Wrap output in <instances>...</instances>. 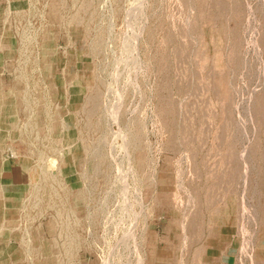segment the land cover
Here are the masks:
<instances>
[{
    "label": "rangeland",
    "instance_id": "1",
    "mask_svg": "<svg viewBox=\"0 0 264 264\" xmlns=\"http://www.w3.org/2000/svg\"><path fill=\"white\" fill-rule=\"evenodd\" d=\"M63 1L29 44L47 156L83 191L77 264H264V0Z\"/></svg>",
    "mask_w": 264,
    "mask_h": 264
},
{
    "label": "crops",
    "instance_id": "2",
    "mask_svg": "<svg viewBox=\"0 0 264 264\" xmlns=\"http://www.w3.org/2000/svg\"><path fill=\"white\" fill-rule=\"evenodd\" d=\"M62 5L63 0H0V264L78 262V207L71 200L75 191L65 189L72 175L63 177L57 168L62 162L46 157L56 130L28 126L45 118L38 102L47 101L45 80L52 73L50 62L29 59L51 53L29 44L40 36L30 23L47 21L56 31ZM5 149L15 152L13 160L3 156Z\"/></svg>",
    "mask_w": 264,
    "mask_h": 264
},
{
    "label": "bare ground",
    "instance_id": "3",
    "mask_svg": "<svg viewBox=\"0 0 264 264\" xmlns=\"http://www.w3.org/2000/svg\"><path fill=\"white\" fill-rule=\"evenodd\" d=\"M85 4H88V2L87 3H85ZM63 6L64 5H62V7H61V9L63 8ZM134 9V8H133ZM63 19H64V17L63 16H61L60 17V20L57 18V20H59V21H63ZM69 20H72L75 24H79L80 23V19H78V17H76L74 14L72 15V17H70V19ZM90 22H92V26H93V22H94V18H90L89 19V23ZM126 36H127V34H126ZM98 37L99 36H97V42L95 43L94 42V44H92V51L95 53L96 51H97V49H95V48H97V47H99V46H102V44L101 43H99L98 41H100V39H98ZM100 38V37H99ZM125 41V40H124ZM136 41V40H135ZM130 42H131V40H130ZM132 43V42H131ZM130 44V43H129ZM91 45V44H90ZM134 45V44H133ZM7 54V53H6ZM47 54V53H46ZM46 54H44V57L42 58V59H44L46 62H48V60H49V57H46ZM135 60V59H134ZM133 66V65H132ZM46 69H48V65H46ZM121 72V71H120ZM77 80V79H76ZM78 81H79V79H78ZM80 82V81H79ZM83 83V82H82ZM89 84V83H88ZM91 85V84H90ZM83 88V87H82ZM83 90V89H82ZM92 101H95L94 100V98H92ZM38 105H39V110L40 111H43V112H45L44 110L45 109H47V106H46V103L44 102V103H42V101H40V102H38ZM58 106V105H57ZM38 110V111H39ZM48 111V110H47ZM63 111V110H62ZM111 117V116H110ZM112 117H113V115H112ZM41 117H38V118H36L35 119V121L34 120H32V122L30 123L31 125H28V126H31V127H33V126H38V127H42V126H45V128H46V130L47 129H49V127L50 128H52V129H55L57 126L59 127H61L62 125H63V121H62V119H60V122H57V121H53L54 119H53V117L51 116V114L49 113V112H46V114H45V118L42 120V119H40ZM8 124L9 125H11L12 123H13V118L12 117H9L8 118ZM111 127V126H110ZM114 128H116V127H114ZM113 128V129H114ZM117 130V129H116ZM125 131V130H124ZM14 132V131H13ZM79 132H81V129H79ZM116 133V132H115ZM12 135V134H11ZM48 135V134H47ZM59 136H60V134H58ZM13 136H14V134H13ZM50 136V135H49ZM58 136V137H59ZM123 136V135H122ZM57 137V138H58ZM116 137V136H115ZM119 139H121L120 137H118ZM117 139V138H116ZM118 139V140H119ZM121 141V140H120ZM65 142V141H64ZM74 145H75V143H74ZM124 145V144H123ZM73 148V144H67V145H63V147H62V149H63V151L65 150V151H68V152H66V153H70V151H71V149ZM88 149V148H87ZM75 150V149H74ZM29 154H32V152L30 151V153ZM12 155L13 156H15V152H13L12 151ZM51 156V155H50ZM61 156H63V155H61ZM125 156V155H124ZM46 157H48V156H46ZM89 159V158H88ZM125 159V158H124ZM88 161V160H87ZM89 163V162H88ZM68 165V164H67ZM87 166V165H86ZM20 169H22V168H20ZM27 169V168H26ZM90 169V168H89ZM24 170V169H23ZM87 170V169H86ZM85 174H87L86 172H85ZM91 175V174H90ZM110 175V174H109ZM35 176V175H34ZM37 176V175H36ZM125 178H126V175H125ZM119 179V178H118ZM61 189L62 190H64V187L63 186H61ZM64 191H67L68 192V190H64ZM82 193H83V191L82 190H75V192H74V196L72 197V205H76L78 208H79V206L78 205H81L82 203H84V197H83V195H82ZM133 198V197H132ZM123 205V204H122ZM117 206L119 207V205L117 204ZM124 207V206H123ZM125 212H126V210H125ZM131 212V211H130ZM246 215V214H245ZM118 220V219H117ZM114 226V225H113ZM128 233V232H127ZM131 233V232H130ZM130 233H128V235L130 236ZM262 246V245H261ZM105 260V259H104Z\"/></svg>",
    "mask_w": 264,
    "mask_h": 264
}]
</instances>
